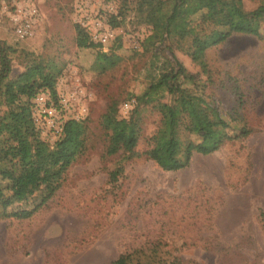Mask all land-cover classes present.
<instances>
[{
	"label": "rangeland",
	"instance_id": "1",
	"mask_svg": "<svg viewBox=\"0 0 264 264\" xmlns=\"http://www.w3.org/2000/svg\"><path fill=\"white\" fill-rule=\"evenodd\" d=\"M22 1H0V40L13 49L10 76L32 60L62 66L55 95L45 91L51 102L65 103V119L86 122L87 145L70 166L45 167L44 175L55 173L60 184L29 217H0V264H110L141 248L142 255L178 257L183 264H264V23L261 37L234 33L202 49L211 25L201 21L206 8L195 10V3L185 8L188 35L177 42L165 38L160 16L144 21L131 2L33 0L39 12L34 33L20 38L2 5ZM242 1L246 10L258 4ZM76 25L95 46L76 45ZM169 45L187 71L198 74L205 96L252 129L214 152L193 154L176 170L144 154L159 125L154 105L169 101L164 87L149 90L170 58ZM105 56L114 64L104 68ZM112 101L118 118H127L136 103L140 109L142 132L130 157L101 125ZM127 101L134 103L126 107ZM36 129L49 146L57 141L46 127Z\"/></svg>",
	"mask_w": 264,
	"mask_h": 264
},
{
	"label": "trees",
	"instance_id": "2",
	"mask_svg": "<svg viewBox=\"0 0 264 264\" xmlns=\"http://www.w3.org/2000/svg\"><path fill=\"white\" fill-rule=\"evenodd\" d=\"M6 1V0H0ZM251 10H246L242 0H122L132 3L134 9L144 14V21L160 16L164 21L165 38L182 42L189 32V12L186 7L197 4L195 10L205 7L203 24L211 25L202 34V49L225 41L234 33L261 37L264 23V0ZM200 6L197 8V6ZM112 23L116 25L114 17ZM75 42L78 47L95 46L82 28L76 25ZM165 59V68L151 82L149 90L156 92L164 87L169 101H158L154 106L159 113V125L152 132L147 158L166 170L180 169L195 153L209 154L224 143L247 137L252 129L241 119L222 110L205 95V84L198 74L190 73L174 56ZM12 48L0 40V217H29L59 187L60 180L45 167H68L86 150L87 124L77 119H67L57 141L49 146L36 129L31 115L30 98L39 91L48 90L55 95L56 77L62 66L48 60H32L14 77L11 73ZM158 50V49H155ZM105 56L104 68L114 64ZM207 72L205 66L202 67ZM146 94L137 97L144 100ZM117 103L112 101L102 116L101 125L108 130L116 149L131 156L142 132L140 109L136 103L127 118H118ZM111 151V150H110ZM114 151V150H113ZM112 177L115 172H112ZM114 174V175H113ZM40 198L35 204L33 200ZM264 229V210L259 213ZM141 249L119 254L110 264H183L181 258L142 255Z\"/></svg>",
	"mask_w": 264,
	"mask_h": 264
},
{
	"label": "built area",
	"instance_id": "3",
	"mask_svg": "<svg viewBox=\"0 0 264 264\" xmlns=\"http://www.w3.org/2000/svg\"><path fill=\"white\" fill-rule=\"evenodd\" d=\"M2 12L8 20L14 34L17 37L25 38L34 33L38 21L39 12L33 0H23L13 3L10 8L2 5ZM106 35L100 36L99 40L105 41ZM31 115L35 126L39 129L46 127L50 132L59 137L63 124L67 120L63 112L67 106L61 103L55 104L49 99L47 91H39L32 98ZM133 101H127L124 106H132Z\"/></svg>",
	"mask_w": 264,
	"mask_h": 264
}]
</instances>
